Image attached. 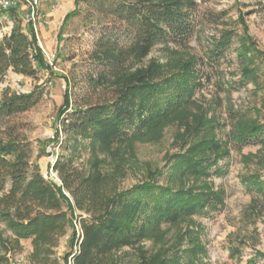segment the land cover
Returning a JSON list of instances; mask_svg holds the SVG:
<instances>
[{
    "label": "trees",
    "instance_id": "1",
    "mask_svg": "<svg viewBox=\"0 0 264 264\" xmlns=\"http://www.w3.org/2000/svg\"><path fill=\"white\" fill-rule=\"evenodd\" d=\"M81 1L98 35L91 54L97 69L87 89L107 95L79 102L66 91L59 119L65 115L62 122L68 133L53 165L59 183L44 177L39 165L30 161L31 141L23 125L14 121L42 100L41 86L30 92H3L0 224L11 236L0 232V264H11L8 253L29 238L34 245L31 262L48 264L67 235L72 248L78 247L66 256H72L73 264H120L124 248L138 253L139 264H210L203 260L208 252L201 238L203 227L192 217L225 206V190L215 187L211 178L228 173L221 161L231 156L232 146L264 148V118L259 110L230 107L233 126L222 138L217 132L222 125L198 102L197 92L214 79L226 93L250 81L258 84L264 78V50L242 13L241 33L224 28L201 39L200 25L220 14L203 11L198 0H76L63 27L80 11ZM20 6H0V18L7 15L14 22L0 42V78L9 69L25 77H37L41 69L53 72L38 44L34 22L26 20L24 29ZM259 6L264 12V2ZM195 35L204 41V54L191 48ZM158 44L166 49L165 60L142 64ZM232 50L238 68L228 80L230 72L223 65L232 64ZM173 122L183 128L176 140L181 149L166 156L165 166L149 169L143 182L120 189L136 142L160 139ZM83 149L89 150L87 169L74 164ZM243 158L251 161L249 155ZM111 163L115 168L109 171ZM241 182L264 198L262 172L243 175ZM77 211L83 213L75 215ZM185 222L192 226L168 237L169 228ZM147 239L159 245L153 253L143 244ZM245 264H264V252L256 250Z\"/></svg>",
    "mask_w": 264,
    "mask_h": 264
},
{
    "label": "rangeland",
    "instance_id": "2",
    "mask_svg": "<svg viewBox=\"0 0 264 264\" xmlns=\"http://www.w3.org/2000/svg\"><path fill=\"white\" fill-rule=\"evenodd\" d=\"M201 9L206 12L220 14L216 20L206 19L198 28L201 39L216 35L224 28H234L240 33L241 24L239 14H245L248 31L256 40L258 46L264 50V12H261L260 2L264 0H198ZM21 15L23 27L27 25V15L32 10L28 2H21ZM80 11L73 16L63 27L64 16L76 9V0H38L36 5V37L43 52L56 55L53 72L41 69L37 77H25L22 74L9 69L0 78V98L5 90L11 92H30L35 85L43 90L42 100L27 112L17 114L15 122L23 125L28 139L31 141L32 152L30 161L39 165L41 173L47 179H53L60 183V178L53 170L57 157L63 152L64 142L68 130L63 127L65 115L60 117V111L65 104L66 91H70L73 99L83 102L87 99H99L107 95L104 91L91 92L87 89L88 79L97 69L92 63L91 54L97 38V26L94 20L86 17V5L80 2ZM14 26L13 20L4 15L0 18V36L10 33ZM193 52L204 54V41L195 35L191 41ZM166 49L161 44L154 46L152 52L143 59L142 64L151 59L165 60ZM235 52L232 50L230 58L232 64L223 65L224 71L231 76L238 68L235 61ZM50 66V65H49ZM238 79V76H235ZM198 102L204 105V109L210 117L217 119L222 126L217 129L218 134L225 138L233 124L229 114V108H241L259 110V116L264 118V78H260L258 84L250 81L246 87L233 89L226 93L219 88V81L214 79L206 82L197 92ZM70 111V110H69ZM257 112V111H255ZM183 128L173 122L168 125L160 139L136 142L134 155L129 156L126 164V176L121 179L119 188L128 189L132 185L143 182L148 176L149 169L163 167L166 164V156L181 149V143L177 137ZM58 132V137L57 136ZM61 143L62 146L60 145ZM230 157L221 161V165L227 168L228 173L213 176L215 187L225 190V206L221 210H209L192 218L198 226H202V241L208 249L207 256L203 258L210 264H245L256 250L264 252V198L251 193L243 186L241 177L260 171L264 174V148L257 145L247 146L242 150L231 147ZM249 155L251 161L247 162L243 156ZM126 156V157H127ZM89 150L83 149L74 164L80 169L88 167ZM115 168L111 163L108 170ZM1 196V194H0ZM83 213V212H82ZM80 211L75 213L82 214ZM73 222L76 230L80 231V223L75 216ZM193 224V225H196ZM191 227L189 223H181L168 229V237L173 239L182 228ZM164 227H168L164 225ZM71 231V230H70ZM0 232L10 238L11 233L6 225L0 224ZM145 248L153 253L159 248L153 240L147 239L143 243ZM33 239H24L21 247L8 253L11 264H34L30 260L33 250ZM78 247L69 243L68 235L63 237L60 244L54 249V253L48 264H73L70 256L66 260L68 252L77 250ZM120 264H139L138 253L131 248L121 250ZM3 253L0 250V254ZM38 264V263H37ZM46 264V263H44Z\"/></svg>",
    "mask_w": 264,
    "mask_h": 264
},
{
    "label": "built area",
    "instance_id": "3",
    "mask_svg": "<svg viewBox=\"0 0 264 264\" xmlns=\"http://www.w3.org/2000/svg\"><path fill=\"white\" fill-rule=\"evenodd\" d=\"M28 2L29 5L32 7V10L30 11V13L27 15V20L30 21L32 20L35 24V28H36V5L38 3V0H0V6L7 10L11 7H14V5H17L18 3H21V2ZM45 53V52H43ZM45 58H46V61L48 63V65L50 66H53L54 63L56 62V55L55 54H49V53H45ZM35 63V61H34Z\"/></svg>",
    "mask_w": 264,
    "mask_h": 264
},
{
    "label": "crops",
    "instance_id": "4",
    "mask_svg": "<svg viewBox=\"0 0 264 264\" xmlns=\"http://www.w3.org/2000/svg\"><path fill=\"white\" fill-rule=\"evenodd\" d=\"M7 34H9V33H7ZM2 37H3V34H1V36H0V42H1V40L3 39Z\"/></svg>",
    "mask_w": 264,
    "mask_h": 264
}]
</instances>
